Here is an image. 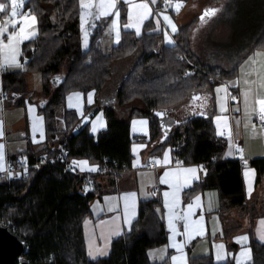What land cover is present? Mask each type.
Returning a JSON list of instances; mask_svg holds the SVG:
<instances>
[{"label": "trees", "instance_id": "16d2710c", "mask_svg": "<svg viewBox=\"0 0 264 264\" xmlns=\"http://www.w3.org/2000/svg\"><path fill=\"white\" fill-rule=\"evenodd\" d=\"M211 1L217 5L212 8L217 10L215 15L228 26L231 38L237 42L226 67L211 64L210 59H198L192 53V22L177 27L172 44L164 43L161 31L151 32L152 21L147 20L140 35L123 30L119 43L108 49L102 46L99 32L94 30L84 49L80 40L79 0H26L25 9L36 16L37 31L21 44V59H25L22 68L3 73V88L16 94L24 86L26 73L37 71L47 101L39 107L45 127L41 151L31 147L26 151V170L20 157L11 156L17 170L10 178L0 176V224L8 225L25 240L26 249L19 259L49 264L166 263V259L152 262L147 255L149 248L165 244L168 237L158 197L139 201L137 217L128 230L112 240L107 256L89 258L83 221L96 194L94 188L87 186L86 176L63 171L65 161L61 155L65 150L67 158H86L106 171L128 169L130 119L138 115L149 120L153 153L160 154L170 147L174 160L203 163L206 172L185 191V200L198 190L216 188L221 214L245 207L242 164L237 158L225 156L228 144L215 131L212 111L179 122L166 116L168 109L191 95L198 94L210 101L212 87L232 76L240 60L264 36V0ZM130 57L132 67L118 81L112 104L101 108L105 128L96 135L90 134L88 121L65 107V95L74 90H93L97 98L113 81L116 62ZM61 72L62 78L53 84L54 76ZM19 99L17 104H21V96ZM126 106L127 111L121 110ZM58 110L63 121L60 127ZM43 156L53 162L34 166ZM250 164L255 167L259 182L264 173V158L252 159ZM230 229L233 227L226 234ZM250 246L253 263L264 264V244L252 239ZM189 264L234 263H218L210 255H201L190 257Z\"/></svg>", "mask_w": 264, "mask_h": 264}, {"label": "crops", "instance_id": "0c3cea01", "mask_svg": "<svg viewBox=\"0 0 264 264\" xmlns=\"http://www.w3.org/2000/svg\"><path fill=\"white\" fill-rule=\"evenodd\" d=\"M25 2L26 0H23L22 6H19L21 0H16L18 6L15 8V16L11 15L13 6L10 2L6 11L0 12V28L6 22L9 25L8 31L0 35V63L13 54L11 49L6 50L3 47L9 43L8 37L11 36H15L12 47L15 48L16 59V63L0 69V170L10 162L11 156H18L24 161V154L30 147L34 151H41L45 139L44 117L39 107L47 101V97L43 94L40 72L26 73L24 86L16 94L6 92L2 82L4 72L22 68L23 64L18 66L22 62L21 44L34 36L21 39L18 35L20 28L25 29L24 35L29 32L36 34L35 24L32 25L30 19L35 14L25 9ZM109 2L112 0H79L80 7L82 3L93 5L87 9L81 7L79 23L82 48H86L82 44V27L88 32L86 42L90 41L91 33L97 30L102 46L108 49L119 43L123 30L140 35L147 20L152 21L151 32L161 31L164 43L172 44L175 42L174 32L168 21L164 20V16L169 17L177 29L178 26L189 22V11L195 9L194 0H177V3L183 4L179 11L175 10L177 3L165 9L161 0H155V3H152V0H114L115 8L111 9L108 15H101V12L108 10L97 5ZM141 4H147L148 8L133 7ZM205 10L206 8L202 9L198 15V23L190 29L189 42L192 53L198 59L207 61L201 52L202 40L194 45L195 33L201 27L200 17ZM116 13H119L118 17ZM12 22L16 23V28H12ZM127 25L132 26L126 27ZM130 59L116 62L113 81L108 83L97 98L93 90H74L65 95V107L73 110L78 118H83L88 108H96V112L88 120L90 134L96 135L105 128L106 120L101 108L112 104L118 81L132 67L133 60L129 63ZM63 74L64 72H61L54 76L53 84L60 80ZM229 95L233 97L230 98ZM20 96L21 104H17ZM260 100H264V36L256 47L240 60L232 76L212 87L210 101L206 102L195 94L166 111V116L177 122L192 115L212 111V123L218 134L225 128L233 130L239 146L234 150L230 138H225L228 144L225 156L232 159L235 157L242 164L246 198L243 209L235 208L221 214L218 210L219 193L216 188L198 190L185 200V191L204 176L206 169L201 163L174 160L170 147H165L160 154L153 153L149 140V120L145 116L138 115L130 119L132 142L131 166L128 169L116 173L106 172L86 158L76 159L77 166L79 162L87 161V167L83 170L78 166L82 173H94L91 177L96 195L90 201L89 215L83 221L87 256L91 259L107 256L112 240L128 230L137 217L139 201L154 197L152 188L157 185V197L161 202L168 237L165 244L148 249L150 261L166 259L165 264H189L190 257L210 255L215 262L231 260L237 264L241 259V252L250 251L251 259L243 261V264H254L250 241L255 239L264 244V240L260 239L264 232V173L259 182L256 181V169L250 164L252 159L264 158V126L255 121V116L260 114ZM127 107L129 106L121 110L127 111ZM148 164L153 167H147ZM91 168L95 170H88ZM188 169L195 171L190 172ZM231 227L233 229L226 234L225 231ZM241 237L247 239L241 240ZM173 245H182V248ZM97 249H100V252H97ZM173 257H176L175 262Z\"/></svg>", "mask_w": 264, "mask_h": 264}, {"label": "rangeland", "instance_id": "374dc122", "mask_svg": "<svg viewBox=\"0 0 264 264\" xmlns=\"http://www.w3.org/2000/svg\"><path fill=\"white\" fill-rule=\"evenodd\" d=\"M210 6H217L216 3H213L211 0H194L193 7L194 10H190L187 16V20L192 22L193 25L198 23V15H200L202 9H207ZM191 8V7H190ZM193 9V8H192ZM36 18V17H35ZM217 15H213L211 17H206L204 21H200L201 27L197 33H195L194 37V45L196 46L202 40V55L206 57V59H210V63L220 64L221 66H227L229 64L230 53L233 45H237V42L234 41L235 38H231L229 34L228 26L219 20ZM192 25V26H193ZM83 26V25H82ZM35 27L37 31V19L35 23ZM85 27V25H84ZM192 28V27H191ZM82 40L83 46L87 47L89 40L85 43L86 39H88V32L85 28L82 27ZM231 33V32H230ZM229 34V35H228ZM86 45V46H85ZM129 63L133 60V57H130ZM37 72V71H34ZM43 87V86H42ZM57 125L60 127L63 125V121L61 119V110L57 111Z\"/></svg>", "mask_w": 264, "mask_h": 264}, {"label": "snow or ice", "instance_id": "6c2138e0", "mask_svg": "<svg viewBox=\"0 0 264 264\" xmlns=\"http://www.w3.org/2000/svg\"><path fill=\"white\" fill-rule=\"evenodd\" d=\"M9 2L13 6V11H12L11 15L12 16L17 15V13L15 11L16 6H18L17 3H16V0H6V2H0V12L6 11ZM22 2H23V0H21V3H20L19 6H22ZM152 3H155V0H152ZM92 6L93 5H90V4H87V3H82L81 4V7L84 8V9L90 8ZM97 6L98 7H102V8H106L108 10V11L101 12V15H108L109 11H111V9L115 8V2H114V0H112V2H109L107 4H100V5H97ZM133 7H140V8H146L147 9L148 8V5L147 4L133 5ZM181 7H183V4L182 3H177L175 5V10L176 11H179L181 9ZM216 11H217L216 9H206L204 11V13L200 17L201 21H204L206 17H211V16L215 15ZM150 14L151 13L149 12V15ZM116 15L118 17L119 16V13H116ZM24 19H28V17H24ZM30 19H31L32 25H34L36 23L35 16H31ZM164 20L168 21V23L171 26L172 31L175 32L176 31V26L174 24H172V22L169 19V17L164 16ZM21 22H23V21H21ZM11 26H12V28H16L17 25H16L15 22H12V25ZM131 26L132 25H127L126 27H131ZM8 27H9V25L6 22L4 24V26L2 28H0V35H4L8 31ZM24 31H25L24 28H20V30H19L18 35L20 36L21 39H27V38H29V36L35 35L34 32H29L28 35H24ZM137 33L139 34V29H137ZM8 39H9V43L8 44H5L3 47L6 50L7 49H11V51H12L13 54L10 56V58L9 57H6L5 60L3 61V63H0V69H3L5 67H7L8 64H14V63H16V59H15V48L12 47V43L15 41V36L8 37ZM117 39H118V37H117ZM169 42H171L170 39H169ZM85 43H86V41H85ZM223 90L224 89H217V91H223ZM258 104H259L258 111L260 113L259 119L261 121H264V100L258 101ZM160 115H163V114L160 113ZM142 123H146V122H142ZM93 131H95V128L93 129ZM0 134H2V132H0ZM220 134L223 135V132H221ZM75 163L76 162H74V164ZM157 163H159V162H157ZM78 166H81V168L83 170L84 168L87 167V161L79 162V165ZM88 170L94 171L95 168H91V169H88ZM187 171L194 172L195 170L194 169H188ZM129 195H134V194H129ZM165 195H167V194H165ZM262 224H264V222H262ZM240 239L241 240H246L247 237H241ZM260 239L261 240H264V232H262V234L260 236ZM173 246L178 247V248H182V245L181 246L173 245ZM96 251L97 252H100V249H97ZM240 256H241V259L237 261V264H243V261L250 260L251 259V253H250V251H243V252H241ZM175 260H176V257H173V261L174 262H175Z\"/></svg>", "mask_w": 264, "mask_h": 264}, {"label": "built area", "instance_id": "2783aa9c", "mask_svg": "<svg viewBox=\"0 0 264 264\" xmlns=\"http://www.w3.org/2000/svg\"><path fill=\"white\" fill-rule=\"evenodd\" d=\"M161 3H162V7L165 8V9H167V8L171 7L172 5L176 4L177 3V0H161ZM187 61H188V59H187ZM24 62H25V59H23L22 62L18 64V66H21ZM229 96H230V98L233 97L232 95H229ZM259 115L260 114H258V115L255 116V121L260 126H264V121H261L259 119ZM221 132H223V135L220 134ZM219 135L222 138H230L234 150H236L238 148L239 145L237 144V141L235 139L234 132H233V130L231 128L222 129L219 132ZM61 159L63 161H65L64 167H63V171H68V172H71V173L76 174V175H79V176H82V175L86 176L88 178V180H87V186L92 187V188L94 187V182L90 178L94 173L93 174L90 173V172H88V173H82L80 171L79 167L76 164H74V162H75L76 159L75 158H67V150H65L64 153L61 155ZM48 162H53V161L51 159H48L46 156H43L38 162H36L33 165L38 167V166H41V165L46 164ZM20 164L23 165V168L25 170L29 166L28 164H26L23 161H21ZM201 164L203 165V163H201ZM147 167H153V165L148 164ZM16 170H17V166L10 161V162H8V164L6 165V167L4 169L0 170V176L6 177V178H10L14 174V172ZM106 172H113V171H106ZM157 193H158V186L155 185L152 188V194H153L154 197H157Z\"/></svg>", "mask_w": 264, "mask_h": 264}, {"label": "water", "instance_id": "95a60500", "mask_svg": "<svg viewBox=\"0 0 264 264\" xmlns=\"http://www.w3.org/2000/svg\"><path fill=\"white\" fill-rule=\"evenodd\" d=\"M209 9V8H207ZM96 108L90 109L83 117L84 121H88L96 112ZM26 242L6 224H0V264H49L36 263L25 259H19L24 254Z\"/></svg>", "mask_w": 264, "mask_h": 264}]
</instances>
